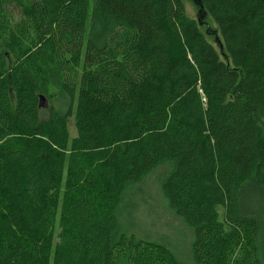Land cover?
I'll return each mask as SVG.
<instances>
[{
    "label": "trees",
    "instance_id": "obj_1",
    "mask_svg": "<svg viewBox=\"0 0 264 264\" xmlns=\"http://www.w3.org/2000/svg\"><path fill=\"white\" fill-rule=\"evenodd\" d=\"M197 1L224 61L183 0H0V264H188L151 190L193 264H264V0Z\"/></svg>",
    "mask_w": 264,
    "mask_h": 264
},
{
    "label": "rangeland",
    "instance_id": "obj_2",
    "mask_svg": "<svg viewBox=\"0 0 264 264\" xmlns=\"http://www.w3.org/2000/svg\"><path fill=\"white\" fill-rule=\"evenodd\" d=\"M183 2L185 4V9L188 17L192 20H198L200 8L196 5L195 0H183ZM208 29H210V31H207ZM200 30L206 37V39L214 46L216 51L219 53L220 58L224 61L225 57L223 56V52L221 51L220 44L217 42L219 40V34H217V26L215 25V23L210 18L206 17L202 25H200ZM12 104H15L13 99ZM68 105V99L61 93H59L56 99L52 102V106H54L61 114L65 113ZM261 127L264 134V123L261 124ZM68 128L71 138L75 137L76 129L74 119H70L68 121ZM147 200L149 202V209L151 213H148V210H146V213L142 211L141 214H143V217L145 219L146 217H148L149 220H155L156 225L153 230L160 232L163 235L169 236L173 241L176 237H173L172 233L180 232L184 234L181 236L180 240H178V254L181 260H185L188 264H193L190 256L188 255L189 238H185L186 233L183 231V227L179 219L175 218L169 211L166 210V208H162L163 200L161 197H159L156 190L150 191V198H148Z\"/></svg>",
    "mask_w": 264,
    "mask_h": 264
},
{
    "label": "water",
    "instance_id": "obj_3",
    "mask_svg": "<svg viewBox=\"0 0 264 264\" xmlns=\"http://www.w3.org/2000/svg\"><path fill=\"white\" fill-rule=\"evenodd\" d=\"M195 3L197 6H199V16H198V23L200 25H202L204 19L207 17V13L206 11L204 10V7L201 5V3H199L197 0H195ZM207 31H210V29H208ZM218 40V39H217ZM218 43L220 44L219 40H218ZM220 48L221 50H223V47L222 45L220 44ZM46 102L43 98H41V104H40V107H46Z\"/></svg>",
    "mask_w": 264,
    "mask_h": 264
}]
</instances>
